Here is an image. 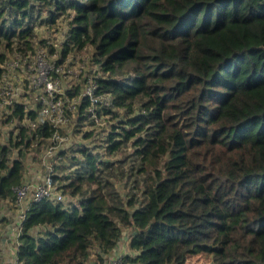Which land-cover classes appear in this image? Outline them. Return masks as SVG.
<instances>
[{
    "label": "trees",
    "instance_id": "1",
    "mask_svg": "<svg viewBox=\"0 0 264 264\" xmlns=\"http://www.w3.org/2000/svg\"><path fill=\"white\" fill-rule=\"evenodd\" d=\"M63 15L56 62L91 46L95 94L112 107L94 106L101 152H60L75 167H56L52 184L75 199L28 204L17 264H103L126 228L122 264H264V0H0V76L4 50L31 49L35 27ZM89 106L82 96L75 114L93 125ZM25 117L37 112L16 103L5 122ZM15 128L0 141V200L11 203L29 146L55 129Z\"/></svg>",
    "mask_w": 264,
    "mask_h": 264
},
{
    "label": "built area",
    "instance_id": "2",
    "mask_svg": "<svg viewBox=\"0 0 264 264\" xmlns=\"http://www.w3.org/2000/svg\"><path fill=\"white\" fill-rule=\"evenodd\" d=\"M67 34V32H66ZM65 40V38H64ZM63 40V41H64ZM36 40L33 42L35 43ZM43 47V46H42ZM20 52H24L18 48ZM31 49L27 55L19 54L12 57H5L2 67V75L0 76V115L7 116L10 109L14 107L16 103L23 104L24 108L28 111L34 110L37 112V117L33 120L28 117L23 118L21 121L17 120L18 126L28 125L31 128H35L37 124L42 121H48L55 129L50 136V141L45 145L48 152H53L57 149V145L64 139L61 135L58 127L60 124L68 122L69 116L65 113V107L71 112H75L76 102L82 96H88L92 106L87 108V112L90 118L94 119V124L103 123V118L98 115L95 107L96 104L100 103L104 107H112V101L109 94H95V88L97 87L92 76H86L83 78V83L79 87L80 93L78 96L71 98L62 99L60 96L65 92L66 89L72 88V85H62L64 75L71 74L68 66L64 68L61 62L56 60L49 61L47 57L56 53H49L41 48L35 50L33 48L32 54L30 55ZM39 68V71L37 70ZM31 69L39 73L37 77L30 79L25 87L22 84H13L12 80H17L19 74L23 71H31ZM21 88L23 89L22 92ZM30 90L35 93L34 98L36 101L32 105H28L27 100L18 102L22 95H25L26 91ZM40 99V100H39ZM39 100V101H38ZM95 106V107H94ZM46 116V117H45ZM26 119L27 124L22 122ZM60 150V149H59ZM40 179V178H39ZM36 179L34 182L21 184L14 187L15 193V216L11 222L10 230L12 236V248L8 253L10 264H17V248L19 245V236L22 231V222L25 218V210L29 203L32 201H38L42 198H51L55 202H64V195L56 191L52 184L51 174H47L41 179ZM30 186H34L31 190ZM66 202V201H65ZM3 212H6L5 210ZM41 229V228H39ZM129 233L122 234L121 239L118 241L116 250L109 256L103 264H122V257L126 253L124 246L128 244Z\"/></svg>",
    "mask_w": 264,
    "mask_h": 264
},
{
    "label": "rangeland",
    "instance_id": "3",
    "mask_svg": "<svg viewBox=\"0 0 264 264\" xmlns=\"http://www.w3.org/2000/svg\"><path fill=\"white\" fill-rule=\"evenodd\" d=\"M42 16H45V13L42 14ZM69 25V19L65 17L64 15L59 17L57 21L54 24L50 23H42L38 24L35 27V43L31 46L30 55L32 54L33 48L35 50H40L41 48H44L45 51L48 52L49 46L48 44H51L56 48V52L51 51L52 54L49 57L46 56V58L49 61L57 60L58 59V52L62 49V42L65 38V34L68 30ZM20 46H13L10 50H4L6 52V57H12L18 55V53L21 55H27L29 52V48H27L24 52H20L18 50ZM43 46V47H42ZM17 51V52H14ZM92 47L86 46L80 50L77 51H71L68 53L65 57V59L61 62L66 68V65L68 66L69 70H71V74L64 75L63 76V84L64 86L67 85H76L79 84V86L83 83V78L86 76H96L95 73L98 72V67L94 65L93 59H91L92 55ZM37 70L39 71V68L37 67ZM37 71L31 69V71H23L19 74V78L17 80H12L13 84L19 83L22 84L24 87L28 82V78L32 79L37 77L39 73H36ZM1 86V85H0ZM23 89L21 88L22 92ZM35 93H33L30 90H27L25 95H22L18 100V102H27L28 105H32L36 98H34ZM40 100V99H39ZM38 100V101H39ZM37 102V101H36ZM112 113L107 115V120H110V124L117 123L120 121L121 116L118 117H112ZM6 116L0 115V141L4 142L6 140V137L10 131L15 132L17 129L15 127H18L17 120L12 119L11 121L5 122ZM46 117V116H45ZM79 117L81 118V115L79 116L77 113L73 112L71 114V118L68 120V122L64 124H60L59 131L61 135L63 136V140L61 143H59L57 146V149L53 152H48L47 148L45 147V144L43 142L40 143L39 139L36 141H33L31 143V146H29V150H27L26 157L24 158V173H23V182L30 183L34 182L36 179H41V177L47 175V174H54L59 172V174H62V172H67L74 170L75 166L70 167L67 160H64V157L60 156L61 151L67 152V154L74 153L77 157H80L79 152L77 151V148L81 147V145H86L89 148L93 150V152L98 153L101 152V148L99 145L102 142V138L105 135L106 131H104L105 126L104 123L100 122L98 125H91L89 124L90 119L86 116L82 121H78ZM105 120V119H104ZM23 124H27L26 119L22 122ZM92 135L89 137H85V132H91ZM60 149V151H59ZM75 150V151H74ZM128 151L130 148L127 149ZM126 150V152H127ZM16 153V150H14V154ZM103 158H108L106 156H103ZM122 158V155L117 156H111L110 159H120ZM71 163V162H69ZM65 164V165H64ZM65 166L67 168L64 169V171H60L56 167ZM39 179V180H40ZM116 184L118 185L119 189L122 191V182L116 181ZM34 188V186H30V190ZM75 197L64 195V200L66 202L74 200ZM78 198L76 197V202ZM5 207L6 212L12 213L15 210V205L12 202H6L0 200V227L1 229H5L10 222H2L1 218L2 215L5 213L3 212V208ZM15 212V211H14ZM2 213V215H1ZM9 214H6L7 216ZM124 234L129 233L128 229H124ZM1 238V237H0ZM6 243V242H5ZM91 259L94 258V251L92 250ZM192 260H195L194 258Z\"/></svg>",
    "mask_w": 264,
    "mask_h": 264
},
{
    "label": "crops",
    "instance_id": "4",
    "mask_svg": "<svg viewBox=\"0 0 264 264\" xmlns=\"http://www.w3.org/2000/svg\"><path fill=\"white\" fill-rule=\"evenodd\" d=\"M5 207L3 208V211H4ZM15 211V210H14ZM2 212V213H5L6 214H9L7 216H5L4 214L2 215L3 218H1L2 222L4 223L5 221L6 222H10L8 223L7 227L5 229H1L0 227V264H10V261H9V257H8V253L9 251H11V248L13 246L12 244V236H11V230L9 229L10 226H11V222L15 216V212ZM6 242V243H5ZM128 244H126L124 246V250L125 252L128 251V247H127Z\"/></svg>",
    "mask_w": 264,
    "mask_h": 264
}]
</instances>
